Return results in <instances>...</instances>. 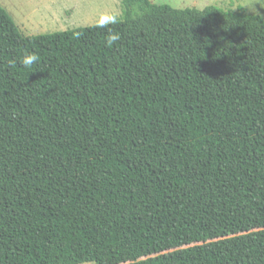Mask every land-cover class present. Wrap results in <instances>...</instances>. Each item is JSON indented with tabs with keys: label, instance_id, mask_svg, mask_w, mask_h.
Instances as JSON below:
<instances>
[{
	"label": "trees",
	"instance_id": "obj_1",
	"mask_svg": "<svg viewBox=\"0 0 264 264\" xmlns=\"http://www.w3.org/2000/svg\"><path fill=\"white\" fill-rule=\"evenodd\" d=\"M116 1L32 36L0 6V264H264V18Z\"/></svg>",
	"mask_w": 264,
	"mask_h": 264
},
{
	"label": "rangeland",
	"instance_id": "obj_2",
	"mask_svg": "<svg viewBox=\"0 0 264 264\" xmlns=\"http://www.w3.org/2000/svg\"><path fill=\"white\" fill-rule=\"evenodd\" d=\"M174 9H203L214 6L264 18V0H149ZM0 6L24 36L51 34L109 23L120 16L116 0H0ZM93 264V263H84Z\"/></svg>",
	"mask_w": 264,
	"mask_h": 264
},
{
	"label": "clouds",
	"instance_id": "obj_3",
	"mask_svg": "<svg viewBox=\"0 0 264 264\" xmlns=\"http://www.w3.org/2000/svg\"><path fill=\"white\" fill-rule=\"evenodd\" d=\"M118 39V36H112L110 42L115 41ZM38 61V57L34 53H28L23 57V65L24 67L28 68L31 67L34 63Z\"/></svg>",
	"mask_w": 264,
	"mask_h": 264
}]
</instances>
